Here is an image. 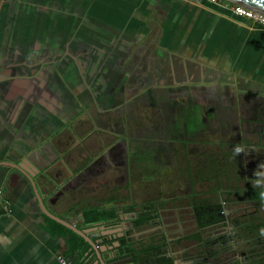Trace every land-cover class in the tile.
I'll return each mask as SVG.
<instances>
[{"label": "flooded vegetation", "instance_id": "af4514ba", "mask_svg": "<svg viewBox=\"0 0 264 264\" xmlns=\"http://www.w3.org/2000/svg\"><path fill=\"white\" fill-rule=\"evenodd\" d=\"M80 53L49 48L33 66L72 62L85 77ZM201 75L214 82L166 86L156 75L109 106L85 83L96 104L76 97L80 112L48 137L47 176L93 207L92 234L124 264H264V90Z\"/></svg>", "mask_w": 264, "mask_h": 264}, {"label": "crops", "instance_id": "0c3cea01", "mask_svg": "<svg viewBox=\"0 0 264 264\" xmlns=\"http://www.w3.org/2000/svg\"><path fill=\"white\" fill-rule=\"evenodd\" d=\"M229 18L236 16L222 6L190 0H0V161L38 149L50 155L49 135L80 112L76 97L96 104L83 94L85 83L104 106L115 105L165 73L163 50L182 52L198 39L207 56L216 52ZM49 48L83 52L86 76L72 62L60 72L33 66ZM252 49L257 55L246 66L264 84V30ZM25 189L23 176L0 166V264H60L57 254L79 264L82 239L46 216ZM66 197L51 192L47 206L68 220L92 216L91 205ZM58 233L70 234L74 246Z\"/></svg>", "mask_w": 264, "mask_h": 264}, {"label": "rangeland", "instance_id": "374dc122", "mask_svg": "<svg viewBox=\"0 0 264 264\" xmlns=\"http://www.w3.org/2000/svg\"><path fill=\"white\" fill-rule=\"evenodd\" d=\"M232 20L236 23H233ZM251 23H245L239 20V17H236V19L231 18L228 21L227 28L219 27V31H222L220 34L225 36V38L221 41H219L220 39L217 41V48L213 49V51L216 52L209 56L204 53L205 48L203 43L198 39L195 41L190 40L189 42L194 44L193 47L187 48L182 52L163 50L164 57L166 58L165 74H170V77L168 74L164 77L165 85H173L172 82L180 85L185 81L192 83H201L204 80L214 82L211 78L205 79L201 74H218V71L221 70L222 76L220 79L226 85L230 86L228 87L230 89H233V86L239 84L240 87L249 88L251 86L252 88L264 90V84L257 79L260 78V73H251L248 70L249 66H246L249 65L250 59L257 55L256 51L252 49L255 44V35H258L259 32L264 30V27ZM225 29L226 31L224 33ZM190 43H188V47ZM223 47L224 49L222 51ZM216 55L219 57L214 60ZM208 85L209 88L205 85L203 87L206 88V90H213L212 84L209 83ZM179 89L180 87H178V90ZM158 90V92L163 93L166 91V88Z\"/></svg>", "mask_w": 264, "mask_h": 264}, {"label": "water", "instance_id": "95a60500", "mask_svg": "<svg viewBox=\"0 0 264 264\" xmlns=\"http://www.w3.org/2000/svg\"><path fill=\"white\" fill-rule=\"evenodd\" d=\"M247 7L257 9L264 12V0H228ZM51 162V159L47 153L42 149L31 151L26 154L17 156L16 159L2 160L0 166L8 168V173L16 171L18 174L24 177L28 193H32V201L36 202L42 212L46 214L50 219L56 221L63 228L76 234L83 242L77 243L76 249L77 256L83 251L80 261L82 264H124L122 261L124 254L119 249L106 246L102 233L92 234L93 225L99 223L94 220V216L87 218L82 214V226H79L78 222L74 220H67L54 214L46 203V198L51 192H64L63 184L55 177H48L44 170L43 163ZM71 207L67 208L70 212ZM57 237H61L64 243L73 247L71 242L72 236L70 234H60Z\"/></svg>", "mask_w": 264, "mask_h": 264}, {"label": "built area", "instance_id": "2783aa9c", "mask_svg": "<svg viewBox=\"0 0 264 264\" xmlns=\"http://www.w3.org/2000/svg\"><path fill=\"white\" fill-rule=\"evenodd\" d=\"M198 2H206L210 4H215L217 6H222L223 8L229 10L236 17L244 18L250 20L252 23L264 27V12L257 9L247 7L235 2L228 0H190ZM9 208V203H6V209ZM57 260L60 264H74L73 261L63 254H57Z\"/></svg>", "mask_w": 264, "mask_h": 264}, {"label": "trees", "instance_id": "16d2710c", "mask_svg": "<svg viewBox=\"0 0 264 264\" xmlns=\"http://www.w3.org/2000/svg\"><path fill=\"white\" fill-rule=\"evenodd\" d=\"M157 37V36H156Z\"/></svg>", "mask_w": 264, "mask_h": 264}]
</instances>
